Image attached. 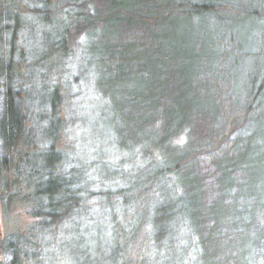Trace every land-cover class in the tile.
Returning a JSON list of instances; mask_svg holds the SVG:
<instances>
[{"label": "trees", "instance_id": "1", "mask_svg": "<svg viewBox=\"0 0 264 264\" xmlns=\"http://www.w3.org/2000/svg\"><path fill=\"white\" fill-rule=\"evenodd\" d=\"M74 17L87 20L82 30L97 27L103 33L92 52L99 88L120 124L116 134L124 141H152L161 160L148 178L164 185L174 177L180 186V194L155 209L153 241L169 240L184 217L207 264H264V108H254L262 104L264 63L257 67L254 93L251 79V100L241 104L231 90V65L249 54L234 45L233 34L238 28L247 38L260 32L264 40V0H108L95 15L81 9ZM226 60L230 68L222 65ZM11 84L10 79L0 110V187L9 201V183L29 189L32 212L46 229L82 209V186L69 175L73 169L64 172L61 158L48 168L32 161L35 131L25 132L26 116ZM205 120L208 127L194 139L192 125ZM182 133L189 142L179 145ZM58 137L51 152H59ZM21 139L29 157L18 164L12 153ZM16 244L0 243V264H22ZM39 251L35 246L24 255L37 261Z\"/></svg>", "mask_w": 264, "mask_h": 264}, {"label": "rangeland", "instance_id": "2", "mask_svg": "<svg viewBox=\"0 0 264 264\" xmlns=\"http://www.w3.org/2000/svg\"><path fill=\"white\" fill-rule=\"evenodd\" d=\"M106 2L0 0V110L11 79L26 116L25 132L35 131L30 151L38 155L44 150L42 157L34 155L32 161L48 168L61 158L64 172L73 169L69 175L81 183L83 195L81 210L45 229L32 212L33 196L25 195L29 189L9 183L14 194L9 201L0 187V243H17L22 264H207L184 217L169 240L153 241L150 224L155 209L166 197L180 194V186L174 177L164 185L162 180L148 178L161 160L152 141H124L116 134L120 124L108 96L99 88V64L92 52L103 33L97 27L82 30L87 20L74 17L81 9L95 15ZM211 22L213 26L215 21ZM239 30L232 41L249 54L231 65V90L243 104L251 100V79L253 93L259 85L257 67H263L264 58L258 52L263 51L264 40L260 32L247 38ZM242 31L247 33L248 28ZM228 64L226 60L222 65L230 68ZM7 69L12 71L10 78ZM259 96L262 104H254L255 111L264 108V92ZM192 126L191 136L198 139L208 120ZM245 130L249 133L250 128ZM57 134L54 149L59 152H51ZM22 139L12 153L15 163L29 157ZM175 142L184 145L189 137L182 133ZM201 170L209 176L208 169ZM7 177L11 182V175ZM126 190L130 191L124 197ZM35 246L40 250L37 261L29 260L24 253Z\"/></svg>", "mask_w": 264, "mask_h": 264}]
</instances>
